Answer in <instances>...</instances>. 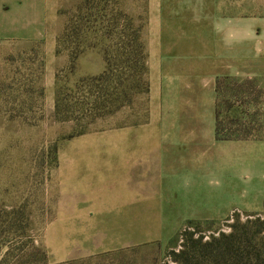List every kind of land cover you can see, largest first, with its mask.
I'll use <instances>...</instances> for the list:
<instances>
[{
	"label": "rangeland",
	"instance_id": "374dc122",
	"mask_svg": "<svg viewBox=\"0 0 264 264\" xmlns=\"http://www.w3.org/2000/svg\"><path fill=\"white\" fill-rule=\"evenodd\" d=\"M79 2H68L59 10L65 18L63 27ZM115 2L129 14L122 0ZM221 3L236 5L239 15L255 25V37L262 41V50L257 60L254 46L253 67L264 70V0H221ZM140 22L144 25L143 18ZM34 48H40L43 54V74L36 71L37 64L33 67L30 61L26 64L31 67L33 87L45 90L41 111L35 108L29 114L31 125L20 118L11 119L0 103V207L25 208L30 228L19 247L38 249L31 260L19 264H178L170 253L179 252L185 244L187 249L192 248L189 233L193 232V239L203 237V242L222 233L232 234L240 257L229 254L219 263L220 258L201 256L192 264H264V142L217 146L216 169L198 181L202 189L199 196L183 198L186 202L179 206L178 218L125 220L117 218V213L91 214L87 218L72 213L74 189L68 173L63 178L61 172L68 170L70 143L76 138L71 135L81 128L55 119L57 85L70 87L82 78L92 77H83V67L97 72L98 57L102 56L97 50L85 51L76 63L75 72L68 75L69 57L66 53L56 54L57 43L52 55L47 54L45 43L38 48L35 43L0 44V84L10 81L14 89L23 87V77L30 79L31 74L21 60L32 58L30 52ZM196 53V56L203 54ZM10 57L15 62L9 61ZM81 59L86 65L79 62ZM19 68L25 74L23 77L18 74ZM261 83L259 80L243 85L230 79L222 83L221 129L227 132L243 129L240 133L250 132L253 139L264 141V78L263 88ZM7 95L12 101V91ZM143 101V96L137 97L131 106L89 125V132L115 129L120 115L124 120L143 114ZM204 216L215 219L194 221L191 229H187L188 222ZM2 257L3 252L0 264Z\"/></svg>",
	"mask_w": 264,
	"mask_h": 264
},
{
	"label": "crops",
	"instance_id": "0c3cea01",
	"mask_svg": "<svg viewBox=\"0 0 264 264\" xmlns=\"http://www.w3.org/2000/svg\"><path fill=\"white\" fill-rule=\"evenodd\" d=\"M79 1L0 0V44L42 42L52 55L65 22L59 10ZM122 1L134 19L144 21L150 87L144 113L124 120L120 115L115 129L71 139L61 177L68 173L71 211L81 217L172 220L184 197L199 196L200 178L216 169L217 146L264 142L218 141L215 115L219 80H261L263 88L264 70L253 67L254 46L259 60L262 41L253 22L221 0ZM98 58L99 70L83 67V77L104 71Z\"/></svg>",
	"mask_w": 264,
	"mask_h": 264
},
{
	"label": "trees",
	"instance_id": "16d2710c",
	"mask_svg": "<svg viewBox=\"0 0 264 264\" xmlns=\"http://www.w3.org/2000/svg\"><path fill=\"white\" fill-rule=\"evenodd\" d=\"M114 2L115 0H80L57 40L56 54L66 53L69 57L68 75L75 72L76 63L87 50L99 51L105 64L104 71L98 76L82 78L70 87L57 85L55 119L59 122H72L77 128H81V131L71 137L88 133L89 125L115 114L123 107L131 106L137 97L149 94L148 54L143 39L144 25ZM35 44L37 48L42 46V42ZM30 54L32 58L21 60L23 67L31 74L30 79L24 78L25 74H21L19 68L18 74L23 77L24 83H21L23 87L14 89L9 84L10 81L0 84V103L7 108L6 115L11 119L20 118L32 125L28 116L35 112V108L40 110L43 106L45 90L33 87L31 67L26 63L30 61L32 67L37 64L36 71L42 75L45 62L40 48L32 49ZM28 55L29 53H26V56ZM8 60L15 62L12 57ZM58 77L59 74L57 80ZM224 81L225 79L217 82L218 94ZM8 91L14 94L12 101L8 100L10 98V95H7ZM215 115L218 141L252 138L250 132L245 131L240 135L243 129L227 132L220 128L219 102ZM239 135L243 137L238 138ZM192 225L194 221L188 222L187 229H191ZM29 228L30 220L25 208L0 207V253L3 252L1 264H19L34 257L37 248L25 250L19 247ZM193 233H189L192 248L187 249L188 244H185L179 252L170 253L174 262L192 264L194 259L202 256L207 257L206 259L220 258L219 263H223L229 254L240 257L232 234L222 233L220 237L203 242V237L193 239Z\"/></svg>",
	"mask_w": 264,
	"mask_h": 264
}]
</instances>
